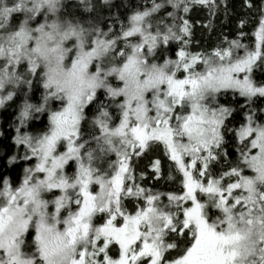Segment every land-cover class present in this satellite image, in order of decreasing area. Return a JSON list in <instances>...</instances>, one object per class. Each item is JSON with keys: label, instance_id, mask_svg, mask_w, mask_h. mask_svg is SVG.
I'll use <instances>...</instances> for the list:
<instances>
[{"label": "snow or ice", "instance_id": "1", "mask_svg": "<svg viewBox=\"0 0 264 264\" xmlns=\"http://www.w3.org/2000/svg\"><path fill=\"white\" fill-rule=\"evenodd\" d=\"M167 4L185 14L179 25L154 23L165 5L152 0L113 32L92 0H0V107L23 95L13 142L24 154L7 163L35 160L18 187H0V264H264V108L253 106L264 99V0H244L254 15L211 52L191 50L187 14L227 13L226 0ZM229 90L247 101L243 121L219 100ZM44 115L37 134L22 131ZM173 168L179 193L144 185L175 179Z\"/></svg>", "mask_w": 264, "mask_h": 264}, {"label": "trees", "instance_id": "2", "mask_svg": "<svg viewBox=\"0 0 264 264\" xmlns=\"http://www.w3.org/2000/svg\"><path fill=\"white\" fill-rule=\"evenodd\" d=\"M157 3H164V7L157 13H154L151 19L153 22L159 21L161 17L164 18V22L167 24L176 23L179 25L181 23L180 18L184 17L185 14L174 10L171 5L167 4V0H156ZM227 2V13L223 10L224 5L221 4V10L216 13L214 17H210L207 9L204 8H193V10L187 14V18L192 23V31L194 33L192 38L191 50L193 52L196 51H213L218 45L222 47H227L224 41L234 39L238 36L240 29L238 28V21L242 17H248L250 15H254L250 13L249 10L243 7L244 0H226ZM65 3L74 6L78 3V0H65ZM92 3L96 5L99 10L102 18L111 26L113 32H119L121 23L127 25L128 18L136 11V10H144L146 8L152 7V0H111L109 5H103L102 0H92ZM76 10V9H73ZM82 12V9H79ZM174 13L176 16V20L173 21L172 17L168 14ZM85 16L92 15V13H83ZM111 17V19H109ZM115 20V23H113ZM212 24L211 28L205 27L206 24ZM252 24H255V20H253ZM104 31H108V28H104ZM244 31L248 32L249 35L242 41V43L249 44L250 46L253 43L254 37L251 36L252 25L246 26ZM136 39V38H133ZM179 45L175 42H171L168 46L167 58H176L175 53L178 51ZM239 55H243V50L238 52ZM162 63V59L160 60ZM262 78L259 73H257V79ZM24 91H27V88H24ZM43 89L41 88L39 92L32 94L30 102L35 103L40 100ZM102 95V93H100ZM236 100L233 101V93L228 91L227 94H221L219 96V100L221 103L228 106V101H232L230 105L235 109L232 116L229 117V120H232L235 117L237 122L244 120V113L247 111L245 108H241L240 105L246 104L247 101L244 97H240L238 93H235ZM23 103V95L20 90H17V93L13 96V99L10 101H6L5 105L0 109V187H2L3 180L7 178L10 184L14 187L19 182L18 180L24 176V168L33 165V160L24 161L18 158L17 163L9 166L7 161L8 159L16 155L17 157H21L24 154L23 147L17 149V146L14 144L13 140L16 135L15 124H18L19 121L17 117L20 112V106ZM56 102H52V107ZM254 107L264 108V99L257 100ZM110 112L115 113V109H109ZM85 113L88 117V120L91 121L94 113L92 110V106L90 105L85 109ZM258 115L264 116V113H259ZM47 123V115L40 117V119L32 120L28 122L26 128L22 129V131H27L30 134H37L38 129L43 128L44 124ZM118 123V121H115ZM86 123L82 122V127H85ZM237 126H239L237 124ZM230 151L233 153V157L238 156L235 149L232 148ZM154 155H159L162 159L163 163V172L165 177L169 172L168 165L171 163L167 157L163 156V146H159L154 150ZM107 160H115L114 154L107 157ZM148 160H141L136 164L137 176H139V172L141 170L147 171L145 166L147 165ZM103 167H107L105 163L102 165ZM224 168L229 167L228 164L223 165ZM74 166L71 163L66 166V173H72L74 171ZM220 166H218L215 171L219 172ZM172 172L175 176L173 180L162 179L160 181H152L146 180L144 181V185L150 188H153L156 191L160 192H173L179 193L181 191V183L180 176L175 172V169H172ZM165 202H167L165 200ZM125 204L128 207L129 212H132L134 207V203L125 201ZM134 214V212L132 213ZM28 251V249H25Z\"/></svg>", "mask_w": 264, "mask_h": 264}, {"label": "rangeland", "instance_id": "3", "mask_svg": "<svg viewBox=\"0 0 264 264\" xmlns=\"http://www.w3.org/2000/svg\"><path fill=\"white\" fill-rule=\"evenodd\" d=\"M241 76H242V74H241ZM230 91V90H229ZM54 102H56V101H54ZM59 106V102H56L54 105H53V108H56V107H58ZM2 107H0V109H1ZM35 163V160H33V164ZM71 163V165L72 166H74V162H69V164ZM24 177V176H23ZM23 177L21 178V179H19L18 181V183H17V185H15L14 187H18L21 183H22V181H23ZM94 188H95V190L96 191H98L99 189H98V186H93ZM54 191H58V190H54Z\"/></svg>", "mask_w": 264, "mask_h": 264}]
</instances>
